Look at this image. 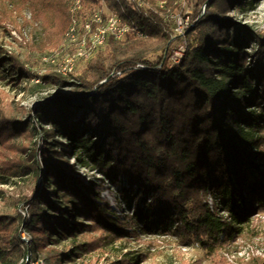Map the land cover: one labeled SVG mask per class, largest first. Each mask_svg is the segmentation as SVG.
Returning <instances> with one entry per match:
<instances>
[{
  "label": "trees",
  "instance_id": "trees-1",
  "mask_svg": "<svg viewBox=\"0 0 264 264\" xmlns=\"http://www.w3.org/2000/svg\"><path fill=\"white\" fill-rule=\"evenodd\" d=\"M5 1L15 10H29L23 22L39 24L47 37L59 39L72 21L69 0ZM183 1L168 0L159 8L146 0L144 9L130 0H81L82 18L105 3L144 35L110 37L74 80L42 75L46 83L71 86V95L46 99L31 120L2 110L0 141L22 131L36 136L34 121L44 123L46 116L53 130H45L42 163L30 146L26 158L0 162L4 171L15 167L41 180L31 198L20 200L29 205V216L0 212V264L18 262L24 230L33 234L37 251L95 226L125 233L98 202V184L87 183L77 165L99 171L117 186L147 230L174 233L183 244L221 248L264 210V30L228 16L253 7L255 0H197L188 49L173 64V37L164 16L179 11ZM11 19L12 12L0 8V21ZM26 75L18 55L0 44V80ZM76 96L83 101L78 106L69 98ZM56 133L74 144L77 164H63L65 155L54 152L48 139ZM4 191L0 187V196ZM210 193L217 198L214 210L207 202ZM93 247V242L78 244L54 259L74 260Z\"/></svg>",
  "mask_w": 264,
  "mask_h": 264
},
{
  "label": "rangeland",
  "instance_id": "rangeland-1",
  "mask_svg": "<svg viewBox=\"0 0 264 264\" xmlns=\"http://www.w3.org/2000/svg\"><path fill=\"white\" fill-rule=\"evenodd\" d=\"M253 2V7L248 5L243 10L234 9L228 16L230 19L240 20L254 28L264 30V0ZM69 3L71 7L75 0H69ZM188 3L193 6L191 10L194 11L197 0H190ZM103 7L104 13H107V6ZM203 7L206 8V4ZM0 8L2 11L12 12V21H0V44L8 52L18 55L29 74L20 81L10 79L11 76L0 80V115L4 110L18 119L31 120L32 116L34 117V109L41 108L46 99L54 95H71V86L49 84L44 82L41 76L53 73L63 74L62 69L67 63L74 64L72 72L63 74L67 80H74L81 73L89 61L79 55L85 34L84 20L80 15H75L76 21L73 20L65 34L57 39L43 34L39 24L23 22L26 17L30 18L29 10H15V6L5 0H0ZM103 50L104 48L95 51L93 56ZM151 58L156 60L157 55H152ZM7 68H9L8 65ZM80 97L69 98H72L71 103L78 106L83 102ZM49 113L51 115L52 110ZM45 118L48 119L47 116ZM46 119L44 123L34 121L38 132L36 136L22 131L5 141H0V162L19 156L26 158L29 149L25 147L30 146L36 149L34 154L42 163V147L46 145L45 130H53ZM51 136L48 140L53 143L54 152H62L65 155L63 164H67V160L70 164H77L73 156L75 147L69 138L59 133ZM77 166L81 177L87 183L93 181L98 184V202L108 207V215L118 221L125 233L119 235L101 226H95L91 231L80 233L77 238L67 239L56 245L49 244L37 251L34 242H28L25 238L29 235L23 234L27 231L24 230L20 240L22 255L16 264H35L38 258L44 259L48 264H258L261 259H264V210L255 214L250 225L246 226L244 233L236 241L226 243L221 248L205 247L198 241L183 244L174 233L147 230L146 225L134 218L133 210L129 209L123 199V193L104 174ZM40 181V179L36 180L32 174L27 177L16 172L15 167L4 171L0 166V187L5 189L0 196V212L16 214L20 210L29 216V205L20 200L23 197L31 198ZM49 189L58 191L55 184H49ZM61 195L60 192L59 196ZM55 200L58 199L55 198ZM60 200L64 201L61 198ZM83 221L90 223L85 219ZM30 234L34 240L33 234L31 232ZM88 242H93L95 247L90 252L84 251L81 257L63 262L54 259L58 251H68L78 244ZM224 251H229L232 259L226 257ZM28 254H30L29 259H26Z\"/></svg>",
  "mask_w": 264,
  "mask_h": 264
},
{
  "label": "bare ground",
  "instance_id": "bare-ground-1",
  "mask_svg": "<svg viewBox=\"0 0 264 264\" xmlns=\"http://www.w3.org/2000/svg\"><path fill=\"white\" fill-rule=\"evenodd\" d=\"M130 1H134V0H130ZM139 4H141L143 7L147 8L148 3L146 2V0H136ZM186 0H184L182 2V5L185 3ZM167 3L168 0H155V5L159 8H166L167 7ZM103 6H107L105 3H103V5L101 7H98L99 10H96L95 12H102L104 13V7ZM81 7H82V3H81ZM78 7V0H75V3L73 6L70 7V10L72 12V21L74 20V16L78 15L77 11L81 8ZM108 8V7H107ZM95 12L92 14L91 17L89 18H82L84 20L83 22V28L85 30V34L82 38V42H81V49L79 52V55L81 57H84L86 59H90L93 57V54L95 51L101 49V48H105V46L108 44L110 37H114L117 40H123L125 39L127 36H125V33H113L110 34L106 37H102V43L101 44H97L96 42V38L98 37V35L101 33V30L103 29V27H105V19H98L97 21H95V23H93V19H94V15ZM109 13V8H108V12ZM178 11L176 12H168L165 16H171V15H177ZM118 16H120L118 14ZM81 18V17H80ZM122 18V17H121ZM71 21V22H72ZM76 20H74L75 22ZM128 25H132L131 23L127 22ZM194 26V20H191L189 22V24H184L182 29H181V38L183 43H189L188 37H189V31L190 29ZM133 27H137L138 31H132L131 34H138V35H144V31L141 30L138 26L133 25ZM73 33V32H72ZM189 45H184L183 48H181L180 53L177 55L176 60L174 62V64H178L182 61V59L185 56L186 50L188 49ZM74 70V64L72 63H67L64 66V69H62L63 74H67L69 72H72ZM207 202L210 205V208L212 210H214L216 208L217 205V198L214 194L210 193L207 197ZM27 233L29 236H25V238L27 239L28 242H32V235L30 234L29 231H25L23 232V234ZM222 239H224V235H222L221 237ZM26 242V241H25ZM226 254V257H228L229 259L231 258L230 252L229 251H224ZM29 255H27L26 259H29ZM35 264H48L47 261H45L42 258H38L35 262Z\"/></svg>",
  "mask_w": 264,
  "mask_h": 264
},
{
  "label": "built area",
  "instance_id": "built-area-1",
  "mask_svg": "<svg viewBox=\"0 0 264 264\" xmlns=\"http://www.w3.org/2000/svg\"><path fill=\"white\" fill-rule=\"evenodd\" d=\"M190 0H186L182 5V8L178 11L177 15L164 16L165 21L171 31L173 40L171 45V61L174 64L177 55L180 53L181 48L184 45H189V43H183L181 38V29L184 24H189L192 18L193 11L191 10V4L188 3ZM137 6L146 9L136 0H134ZM78 7H81V0H78ZM203 12L205 8H202ZM98 19H105V27L101 30V33L96 38L97 44L102 43V37H106L113 33H125V36L131 34L132 31H138L137 27L133 25H128L127 21H124L118 13L109 9V13L95 12L93 23ZM144 67V66H143Z\"/></svg>",
  "mask_w": 264,
  "mask_h": 264
}]
</instances>
